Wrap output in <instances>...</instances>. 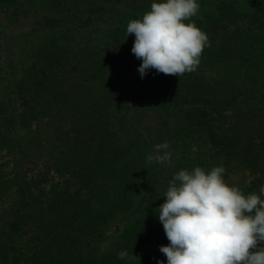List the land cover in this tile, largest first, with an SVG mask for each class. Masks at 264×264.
Instances as JSON below:
<instances>
[{
    "label": "trees",
    "instance_id": "trees-1",
    "mask_svg": "<svg viewBox=\"0 0 264 264\" xmlns=\"http://www.w3.org/2000/svg\"><path fill=\"white\" fill-rule=\"evenodd\" d=\"M127 1L0 0V264H167L180 170L243 171L261 195L264 0H197V70L143 78L126 29L151 4L92 11ZM166 141L172 165L149 163Z\"/></svg>",
    "mask_w": 264,
    "mask_h": 264
},
{
    "label": "clouds",
    "instance_id": "clouds-1",
    "mask_svg": "<svg viewBox=\"0 0 264 264\" xmlns=\"http://www.w3.org/2000/svg\"><path fill=\"white\" fill-rule=\"evenodd\" d=\"M199 8L197 0H161L151 4L142 20L128 23L127 35L135 36L131 52L142 61L141 78L149 69L179 77L197 70L209 38L194 22L185 21ZM172 159L167 141L154 145L147 156L149 163L169 166ZM224 173L223 166L208 172L195 167L180 170L170 180L158 209L170 242L159 249L167 264H264V186L261 195L245 196L224 180ZM118 258L130 257L121 251Z\"/></svg>",
    "mask_w": 264,
    "mask_h": 264
},
{
    "label": "rangeland",
    "instance_id": "rangeland-1",
    "mask_svg": "<svg viewBox=\"0 0 264 264\" xmlns=\"http://www.w3.org/2000/svg\"><path fill=\"white\" fill-rule=\"evenodd\" d=\"M152 0H128L126 3L113 6L111 3H105L100 4L92 9L96 14L103 15L110 17L113 14V11L117 8H122V10L127 11H139L142 8L148 6L149 4H152ZM139 66H135L134 70L132 71V78L140 77V73L138 72ZM224 180L230 185V186H236L241 191L244 187V184L246 183L247 179L245 174H243V171H236L232 172L229 177H223Z\"/></svg>",
    "mask_w": 264,
    "mask_h": 264
}]
</instances>
